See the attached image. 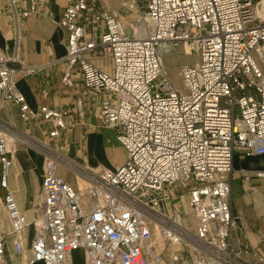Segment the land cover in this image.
Segmentation results:
<instances>
[{
    "label": "built area",
    "instance_id": "1",
    "mask_svg": "<svg viewBox=\"0 0 264 264\" xmlns=\"http://www.w3.org/2000/svg\"><path fill=\"white\" fill-rule=\"evenodd\" d=\"M44 2L7 0L16 41L20 22ZM126 9L139 14L130 31L98 0H70L57 21L66 33L60 80L71 86L77 71L85 89L102 94L99 124L125 154L114 168L79 163L55 145L69 109L32 110L16 82L38 67L11 66L16 58L0 53V112L16 105L21 121H43L48 137L0 115V205L9 223L0 264L10 237L22 264H73L76 251L84 264H244L231 240L229 176L235 153L264 155V0H128ZM182 46L197 58L181 65L178 88L165 56ZM21 143L42 157L40 190L27 211L9 187ZM242 175L264 179V170Z\"/></svg>",
    "mask_w": 264,
    "mask_h": 264
},
{
    "label": "crops",
    "instance_id": "2",
    "mask_svg": "<svg viewBox=\"0 0 264 264\" xmlns=\"http://www.w3.org/2000/svg\"><path fill=\"white\" fill-rule=\"evenodd\" d=\"M70 0H45L37 15L20 22L19 39L16 41L12 16L7 8V0H0V53L15 57L11 66L17 67L19 62L36 66L38 69L31 75L17 78L16 86L23 94L30 108L37 111L40 105L70 111L67 129L63 137L54 141L63 153L90 167L114 168L122 161L117 149L111 143L106 128L99 125L98 111L102 94L87 90L82 86L80 75L74 71L71 75L72 85L61 82L65 67V37L57 21L62 10ZM107 9L118 14L127 27V1L104 0ZM128 16H125V15ZM128 31V30H127ZM92 62L101 69L109 70L106 58L92 56ZM76 98L82 100V108L77 111ZM0 115L11 124L24 129L33 137L47 140V126L41 121L22 122L18 107L6 104ZM92 127V129H88ZM121 161V162H120ZM264 170V155L244 156L235 153L232 160L230 181V207L237 217V227L231 234L235 249L241 251L244 264H264V179L246 180L243 172ZM42 176L41 155L25 147L17 148L14 164L9 178V187L14 190L20 208L27 211L30 202L40 190ZM4 190L0 187V203ZM9 230V223L0 205V232ZM31 235V230L27 231ZM4 264H22V260L12 250L11 237L7 239ZM29 239L24 242L27 248ZM77 251L73 253V264ZM41 264V263H37Z\"/></svg>",
    "mask_w": 264,
    "mask_h": 264
},
{
    "label": "rangeland",
    "instance_id": "3",
    "mask_svg": "<svg viewBox=\"0 0 264 264\" xmlns=\"http://www.w3.org/2000/svg\"><path fill=\"white\" fill-rule=\"evenodd\" d=\"M104 7H108L106 2L104 0H98ZM128 2V0H125ZM129 13V14H128ZM128 15H130L129 17H126V21H127V27H128V31H130V23H132L134 20L139 19V14L137 12H135L134 10H131L130 12H127ZM125 16H128V15ZM196 54L194 52H190V50L184 46H182L180 49H178L176 52L174 53H170L167 54L165 56V67H166V71L167 74L170 78V80L174 83V85L178 88H181L182 83H181V78H180V67L181 65L184 64H193L196 60ZM96 128H105L100 126V124L96 127ZM88 129H92V127H88ZM108 129V128H106ZM108 134L110 135L111 139V143L113 144V146L115 147V149H117L118 154H120L121 158L120 160L123 161L124 159V151L121 148V146L118 144V142L116 141L115 137H113V134L111 131L108 130ZM19 147H25L27 149H32L34 150L32 147V145L30 144H18L17 148ZM36 151V150H34ZM37 152V151H36ZM120 161V162H121ZM189 224L192 225V219L191 217H189ZM77 256L75 257L74 260V264H84L83 261V254L82 251H77Z\"/></svg>",
    "mask_w": 264,
    "mask_h": 264
},
{
    "label": "bare ground",
    "instance_id": "4",
    "mask_svg": "<svg viewBox=\"0 0 264 264\" xmlns=\"http://www.w3.org/2000/svg\"><path fill=\"white\" fill-rule=\"evenodd\" d=\"M137 21H138V20H137ZM137 24H138L139 27L143 30V28H144V23H143V21H139V22H137ZM184 47L188 48L187 46H184ZM188 49H189V48H188ZM169 54H170V53H169ZM24 140L29 141V142L32 141V139H30V138L27 137V136H24Z\"/></svg>",
    "mask_w": 264,
    "mask_h": 264
}]
</instances>
